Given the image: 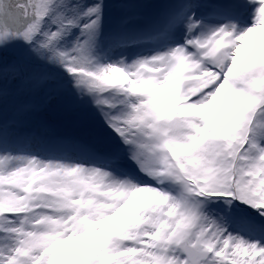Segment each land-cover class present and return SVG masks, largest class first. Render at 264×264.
Returning <instances> with one entry per match:
<instances>
[{"label": "snow or ice", "instance_id": "obj_1", "mask_svg": "<svg viewBox=\"0 0 264 264\" xmlns=\"http://www.w3.org/2000/svg\"><path fill=\"white\" fill-rule=\"evenodd\" d=\"M0 264H264V0H0Z\"/></svg>", "mask_w": 264, "mask_h": 264}, {"label": "rangeland", "instance_id": "obj_2", "mask_svg": "<svg viewBox=\"0 0 264 264\" xmlns=\"http://www.w3.org/2000/svg\"><path fill=\"white\" fill-rule=\"evenodd\" d=\"M57 121L63 122L60 125ZM91 115L81 111H66L60 101H53L44 111L29 116L22 121V130H42L44 126L60 134H73L90 126Z\"/></svg>", "mask_w": 264, "mask_h": 264}, {"label": "trees", "instance_id": "obj_3", "mask_svg": "<svg viewBox=\"0 0 264 264\" xmlns=\"http://www.w3.org/2000/svg\"><path fill=\"white\" fill-rule=\"evenodd\" d=\"M60 125H62L63 124V122H61V121H57Z\"/></svg>", "mask_w": 264, "mask_h": 264}]
</instances>
